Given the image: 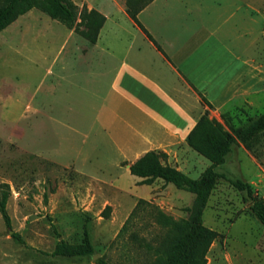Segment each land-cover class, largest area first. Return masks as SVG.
I'll list each match as a JSON object with an SVG mask.
<instances>
[{
    "label": "crops",
    "instance_id": "crops-1",
    "mask_svg": "<svg viewBox=\"0 0 264 264\" xmlns=\"http://www.w3.org/2000/svg\"><path fill=\"white\" fill-rule=\"evenodd\" d=\"M71 1L104 16L95 42L36 8L2 29L18 24L20 53L33 71L32 91L19 95V126L65 136L58 150L38 147L36 155L149 199L163 186L179 188L161 178L141 183L130 163L159 151L190 176L202 156L186 139L203 113L222 122L234 103L252 97L264 105V89L253 96L264 67L250 58L264 52V0H148L136 19L160 49L125 0Z\"/></svg>",
    "mask_w": 264,
    "mask_h": 264
},
{
    "label": "rangeland",
    "instance_id": "rangeland-1",
    "mask_svg": "<svg viewBox=\"0 0 264 264\" xmlns=\"http://www.w3.org/2000/svg\"><path fill=\"white\" fill-rule=\"evenodd\" d=\"M20 39L17 23L0 32V192L8 189L10 218L7 226L0 214V264H95L100 257L110 264H162L170 233L156 220V214L159 211L173 223H182L193 194L163 186L129 217L137 198L36 155L33 150L38 147L58 150L65 136H35L32 128L19 126L20 92L24 87L30 93L34 82L33 71L25 67L20 53ZM250 58L264 67V52L252 53ZM257 89H264V80L253 96ZM263 112L264 105L251 97L250 102L234 103L222 112V122L207 116L229 130ZM201 156L199 168L189 171L191 177H197L210 163ZM215 169L225 178L218 179L203 211V223L218 233L205 264H264V228L250 213L249 201H243L245 192L227 180L248 182L264 200V132L250 150L241 143L233 145ZM129 178L124 177L126 185ZM84 229L94 247L92 255H51L60 240L82 241Z\"/></svg>",
    "mask_w": 264,
    "mask_h": 264
},
{
    "label": "trees",
    "instance_id": "trees-1",
    "mask_svg": "<svg viewBox=\"0 0 264 264\" xmlns=\"http://www.w3.org/2000/svg\"><path fill=\"white\" fill-rule=\"evenodd\" d=\"M148 0H125L128 15L141 27L149 39L155 41L139 24L136 13ZM36 8L49 17L58 20L68 28L95 42L104 16L95 9H87L85 5L79 8L71 0H0V31L13 22L18 16ZM157 48L159 46L155 43ZM160 49V48H159ZM201 100L210 103L201 96ZM264 132V112L258 114L245 125L230 127L226 130L223 125L203 113L187 135V144L197 153L205 156L209 165L197 176L191 177L174 166L163 163V152L149 150L129 164L131 174L142 177L141 183L149 184L155 178H161L165 183H172L176 188L193 194L187 217L182 223L172 220L157 212L156 220L167 227L170 233L166 260L162 264H205L206 253L217 232L203 223V211L211 191L219 178L225 176L216 171V167L224 162L225 155L234 144L241 143L245 148L252 149L258 135ZM238 191H244L243 201H249L248 209L264 228V200L258 197L251 185L241 179H227ZM8 187L7 184H3ZM8 189L0 192V214L7 226L10 218L6 211ZM141 204H148L142 198L135 203L129 217L133 216ZM14 237L17 234H13ZM94 247L88 231L83 230L82 241L67 243L60 240L51 252L56 256H90ZM95 264H110L103 258H98Z\"/></svg>",
    "mask_w": 264,
    "mask_h": 264
}]
</instances>
